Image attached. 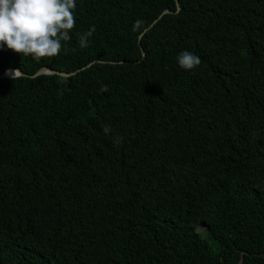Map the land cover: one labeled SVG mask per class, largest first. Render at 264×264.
I'll return each mask as SVG.
<instances>
[{
	"label": "trees",
	"instance_id": "1",
	"mask_svg": "<svg viewBox=\"0 0 264 264\" xmlns=\"http://www.w3.org/2000/svg\"><path fill=\"white\" fill-rule=\"evenodd\" d=\"M178 2L76 0L58 56L0 48L28 75L0 79V264H264V0Z\"/></svg>",
	"mask_w": 264,
	"mask_h": 264
},
{
	"label": "clouds",
	"instance_id": "2",
	"mask_svg": "<svg viewBox=\"0 0 264 264\" xmlns=\"http://www.w3.org/2000/svg\"><path fill=\"white\" fill-rule=\"evenodd\" d=\"M76 0H0V48H4L24 57L35 60L58 56L65 50V43L71 40L70 32L76 25ZM96 31L92 25L88 31L78 34L80 48L89 47V37ZM182 69L192 70L198 67L201 59L198 55L183 50L177 56ZM12 79L21 76L19 69L10 70ZM101 92L108 91L102 85ZM105 133L110 126H103ZM117 138L116 143H121Z\"/></svg>",
	"mask_w": 264,
	"mask_h": 264
},
{
	"label": "water",
	"instance_id": "3",
	"mask_svg": "<svg viewBox=\"0 0 264 264\" xmlns=\"http://www.w3.org/2000/svg\"><path fill=\"white\" fill-rule=\"evenodd\" d=\"M176 1V6H177V9L179 10L180 9V4H179V2H178V0H175ZM166 13H171V10H169V9H166V10H164L163 12H162V14H160V16H159V18H161L164 14H166ZM158 18V19H159ZM157 21V20H156ZM155 21V22H156ZM153 25V24H152ZM146 31V30H145ZM144 31V32H145ZM143 32V33H144ZM143 33L141 34V36L143 35ZM94 62H104V61H100V60H98V61H94ZM87 66H89V65H87ZM13 69H17V68H8L7 70H5L4 72H2V73H0V79L1 78H4V77H11V75H10V70H13ZM20 70V69H19ZM20 72H21V76H28L27 74H25L24 72H22L21 70H20ZM76 72H71V73H67V72H61V71H57V70H53V69H50V68H47V67H42V68H40L37 72H35L33 75H31L32 77H35V76H38V75H41V74H52V75H58V76H60V77H62V78H67V77H69V76H71V75H73V74H75ZM242 258H241V260H240V262L238 263V264H241L242 263Z\"/></svg>",
	"mask_w": 264,
	"mask_h": 264
}]
</instances>
